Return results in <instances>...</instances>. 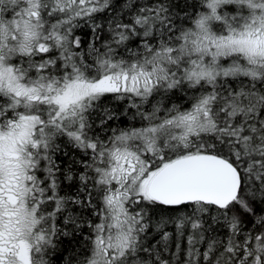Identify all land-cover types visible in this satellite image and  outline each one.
<instances>
[{
    "label": "snow or ice",
    "instance_id": "1",
    "mask_svg": "<svg viewBox=\"0 0 264 264\" xmlns=\"http://www.w3.org/2000/svg\"><path fill=\"white\" fill-rule=\"evenodd\" d=\"M0 264H264V0H0Z\"/></svg>",
    "mask_w": 264,
    "mask_h": 264
}]
</instances>
